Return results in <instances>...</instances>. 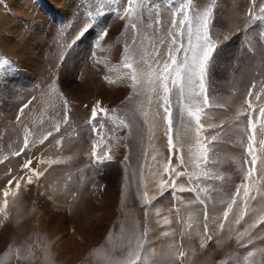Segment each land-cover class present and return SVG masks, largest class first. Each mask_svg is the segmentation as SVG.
Segmentation results:
<instances>
[{
	"label": "rangeland",
	"instance_id": "rangeland-1",
	"mask_svg": "<svg viewBox=\"0 0 264 264\" xmlns=\"http://www.w3.org/2000/svg\"><path fill=\"white\" fill-rule=\"evenodd\" d=\"M10 1L0 0V138L6 136L9 123L18 121L20 125L0 152L4 182L0 181V264H127L138 238L143 250L159 242L155 238L162 220L167 224L163 247L152 258L143 257L142 250L144 264H192L195 257L206 255L208 247H200L205 240V210L209 235L210 226L218 225L213 213L226 210L250 167L246 161L250 160L247 144L252 133L249 116L241 112H250L256 125L257 187L264 186V152L259 146L264 139V118L259 116L264 106V19L259 18L264 17L260 11L264 0H191L187 11L194 29L197 18L212 10L209 33L217 47L208 66L210 106L201 114L200 138L195 122L186 113L181 116L173 95L176 148L171 165L185 173L176 177L175 188L170 184L173 174L163 172L170 155L167 125L156 116L162 109L149 79L157 63L166 60L172 40L180 39L176 32L183 17L176 13L188 0H136L135 11L128 16L124 15L128 0H61L59 7L46 0H17L9 6ZM83 21H91L95 28L88 30L90 26L84 24L77 29L76 24ZM104 32L108 35L100 39ZM54 35L57 44L50 41ZM39 55H45L44 59ZM126 59L132 69L125 68ZM133 69L141 78L135 90ZM250 89L261 99L249 97ZM28 96V102L20 106ZM249 99L254 111L248 109ZM25 104L27 108H23ZM97 104L107 115L98 110L92 120L91 109ZM76 112L83 115L76 118ZM120 120L130 127L118 126ZM221 124L223 127H211ZM72 125L74 131L69 128L68 132ZM27 135L33 137L30 147L24 145ZM213 136L215 140H211ZM66 139L80 141L75 151L64 148ZM201 143L209 149L207 160L200 158ZM93 145L97 157L107 154L112 159L98 162L91 156ZM40 148L32 156L31 167L43 175L39 180L33 177L29 184V172L23 167L29 158L24 154L27 149ZM13 159L19 163L15 167L7 164ZM5 163L15 170H7ZM51 170H60L59 179ZM14 177L19 189L12 185ZM72 181L79 186L84 183L85 190L68 192ZM5 191L15 197L19 194L20 214L28 212L25 221L17 219L19 207L16 209L15 200H8L10 194L4 197ZM252 194L256 199L249 202V214L240 225H235V218L243 204L237 198L238 204L225 221L227 239L215 264H227L233 250L239 254L238 264H244L249 251L256 253L253 264H264V253L258 251L264 248L260 238L264 225L253 231V242L243 246L236 241L237 232L229 231V222L242 231L251 219L264 215V196L255 189ZM170 223L181 224V231L171 229ZM193 264L203 263L197 258Z\"/></svg>",
	"mask_w": 264,
	"mask_h": 264
},
{
	"label": "snow or ice",
	"instance_id": "snow-or-ice-1",
	"mask_svg": "<svg viewBox=\"0 0 264 264\" xmlns=\"http://www.w3.org/2000/svg\"><path fill=\"white\" fill-rule=\"evenodd\" d=\"M136 3V0H128V9L125 12V16L130 15L135 11L133 5ZM191 5V0L184 5H181L178 13L176 15H182V19L179 20V25L177 27V22L173 20V26L177 27L176 36L180 37V39L174 38L172 40V44L168 49L167 58L161 63H157V68L154 70L152 76L149 79V83L153 85L152 91L157 92L159 96V105L158 108L162 109V113L157 111L156 116L162 119L167 125V145L169 149V160L167 166L163 168L164 173H172V179L170 180V184L173 188L176 187V177L185 175L183 171H177V168L172 167L171 165V153L173 149L176 148V145L173 143V95H176L177 103L180 107L181 116L184 113L190 117L196 125L197 137L200 138V132L203 128L201 124V114L205 107H209V98L207 95L206 88V77L208 73V66L210 59L217 47V41L213 39V37L209 33V26L211 24V15L212 10L209 8L206 10L202 16L197 18V25L195 29L193 28V22L189 17L187 9ZM260 11L264 13V7L260 8ZM260 19H264V17H259ZM185 25L187 27L185 28ZM135 27V25H133ZM87 31V29H85ZM108 33L104 32L100 39H103L107 36ZM186 37V43L185 38ZM127 51V50H126ZM125 67L132 69L133 66L128 60H125ZM140 74L137 70L133 69L131 73L132 87L135 90L137 84L140 83ZM256 87L255 84L252 86ZM261 93H264V82L261 84ZM255 95L256 100L261 99L260 94H254L250 89L248 91V96L252 97ZM248 105V109L254 111V105L252 101L249 99L246 101ZM28 105L25 104L23 108H27ZM23 108L21 112H23ZM98 110L107 115V110L100 108L99 104L91 109V118L95 120L97 118ZM240 115H248V125L251 130V135L248 137L247 144V153L250 157V160L246 161V163L250 164V167L247 169L246 174L244 176V183H241L235 190V195L231 197V200L227 203L226 210L223 211V219L228 221V217L230 213H233V206L238 204V197L241 198V203L243 204L242 208H239L238 213L235 218V225H240L242 221L245 220V216L249 214V202L251 200L256 199V195H253V190L264 196V186L257 187L259 181L256 179L257 177V161L259 157L257 156V137H256V125L254 120L251 118V113L248 111L241 112ZM259 116L264 118V106H261L259 109ZM67 117H65V120ZM123 128H129L130 125L126 123L124 120L119 121V125ZM211 127H223V125H212ZM262 131H264V124H262ZM59 131V128H57ZM52 133L49 132L48 136H51ZM44 139H47L45 137ZM216 137H211V140H215ZM41 143L44 141L41 140ZM25 147L28 146V140L25 138L24 141ZM260 150L264 152V139L259 141ZM208 147L201 143L200 144V158L202 160H207ZM91 156L93 158H97L98 162L103 163L104 159L111 160L112 157L105 154L104 157H97L96 145H93V150L91 152ZM127 160V157H125ZM185 161L183 158H180V165L183 166ZM261 164H264V160H261ZM32 160H27L23 167L28 170L29 176L27 177V182L31 184L33 182L32 178L35 177L37 180L43 175L41 172H37L32 169ZM199 167V164L196 165ZM262 174H264V169L261 170ZM16 188L19 189L20 184L16 183ZM161 189L164 187V183L160 184ZM185 189L183 187L180 188V191L183 192ZM4 197L9 195L8 191L3 193ZM7 202L5 201V204ZM205 224H204V232H205V240H211L213 237L207 235L208 233V214L207 210H205ZM260 225H264V215L259 216V218H253L251 222H247V226L243 228L242 231L235 229L231 226V222H229V231L237 232L236 241L242 246L245 243L253 242V231L257 229ZM220 230L225 228L224 223H219L218 225ZM147 228H145L144 235L147 236ZM247 238V240H245ZM264 239V237H260ZM205 240H201L200 247L204 248L206 246ZM143 243L140 238L137 239L136 248L128 253L129 259L127 264H144L141 251L143 250ZM259 252L264 253V248L258 249ZM185 255L184 252H180L179 256L183 257ZM256 255L255 252L249 251L247 255L244 257V264H253L251 258Z\"/></svg>",
	"mask_w": 264,
	"mask_h": 264
},
{
	"label": "bare ground",
	"instance_id": "bare-ground-1",
	"mask_svg": "<svg viewBox=\"0 0 264 264\" xmlns=\"http://www.w3.org/2000/svg\"><path fill=\"white\" fill-rule=\"evenodd\" d=\"M16 1L17 0H13V1H10V3H9V6H12V5H14L15 3H16ZM46 1H48L49 3H51V4H54V5H56L57 7H59L60 5H61V0H46ZM78 3V2H77ZM75 5V4H74ZM81 7V6H80ZM69 8L71 9V10H73L72 8V5L71 6H69ZM74 11V10H73ZM61 12V11H60ZM63 12V11H62ZM79 12V11H78ZM239 13H240V10H239ZM239 13H237L238 14V16L240 17V14ZM40 14V13H39ZM237 14H234V15H237ZM82 15V14H81ZM90 15V14H89ZM64 16V15H63ZM83 16V15H82ZM242 16V15H241ZM58 17V16H57ZM76 17H78V18H80L79 17V15H76ZM63 18V17H62ZM68 18V17H67ZM88 18V17H87ZM89 19V18H88ZM236 19V18H235ZM78 20V19H77ZM87 20V19H86ZM90 20V19H89ZM243 20V19H242ZM240 21V20H239ZM38 23H39V21H37ZM41 22V21H40ZM91 22V21H90ZM90 22H88V21H83V22H78L77 24H76V28L78 29L80 26H82V25H84V24H87V25H89L90 27L89 28H87L88 30H91L92 28H93V26L95 25V24H91ZM236 22V21H235ZM238 22V21H237ZM42 23V22H41ZM48 23V22H47ZM61 23V22H60ZM81 23V24H80ZM59 24V23H58ZM80 24V25H79ZM91 24V25H90ZM39 25H42V24H40L39 23ZM38 25V29L41 27V26H39ZM37 26V25H36ZM43 26V25H42ZM78 26V27H77ZM54 28V27H53ZM94 28H95V26H94ZM41 29L42 28H40V31H41ZM31 30V29H30ZM29 30V31H30ZM33 30V29H32ZM43 30V29H42ZM36 31V30H35ZM44 31V30H43ZM32 32H34V31H32ZM39 32V31H38ZM42 32V31H41ZM55 32V31H54ZM40 33V32H39ZM38 33V34H39ZM30 34V33H29ZM55 34V33H54ZM31 36H33L32 35V33H31ZM35 37V36H34ZM59 37V36H58ZM32 38V37H31ZM36 39V38H35ZM35 39H33L32 38V40H35ZM40 39V38H39ZM51 40V42H52V44H57V37H55V35L52 37V38H50ZM67 40V39H66ZM47 41V40H46ZM70 42V41H69ZM82 42H85L84 40L82 41ZM43 44V43H42ZM39 58H42V59H44V57H45V55L43 56V55H39L38 56ZM242 81V80H241ZM30 96H28V97H26V98H24L23 99V101H21V102H19L20 103V106L23 104V103H26L25 101H27L28 99L27 98H29ZM34 100V99H33ZM28 102V101H27ZM33 102V101H32ZM131 103V102H130ZM33 104H34V102H33ZM13 109V108H12ZM14 109H16V107H15V105H14ZM14 109H13V111H14ZM33 109V108H32ZM15 112V111H14ZM14 114V113H13ZM83 115V113H79V112H76L75 113V117L76 118H79V117H81ZM28 117H30V116H28ZM73 117V116H72ZM71 119V118H70ZM74 119V118H73ZM71 122V121H70ZM69 122V123H70ZM71 123H73V122H71ZM19 125H20V122H18V121H15L14 122V124L12 125H8L7 127H8V132H9V134L11 135V138L13 137V136H15V130H19L18 128H19ZM68 127V126H67ZM69 128H70V130L72 129H74V126L72 125V127L71 126H69L67 129H68V132H69ZM66 129V130H67ZM71 130V131H72ZM76 130V129H75ZM74 131V130H73ZM185 131V130H184ZM66 132V131H65ZM65 132H64V134H65ZM61 134H63V133H61ZM29 135H31V134H29ZM29 135H27V137H28V146L30 147V142H31V140H32V136H29ZM60 136V135H59ZM55 138H57V137H55ZM55 138H54V140H55ZM18 140V139H17ZM53 140V139H52ZM80 140H83L82 139V137H81V139ZM184 140V139H183ZM79 143H80V141H77V142H72L70 139H66L65 140V142H64V148L65 149H73L72 151H75L76 150V148L78 147V145H79ZM49 144V143H48ZM27 146V147H28ZM80 147H81V144H80ZM79 147V148H80ZM78 148V149H79ZM28 150L29 149H27V151L25 152V154H24V157L26 156V158L28 157L29 159L28 160H32L34 157H32L33 155H36V154H38L42 149L40 148V149H37V150H35V151H32V152H28ZM30 151V150H29ZM83 152V151H82ZM185 153V152H184ZM51 154H53V153H50L49 155H51ZM55 154H56V152H55ZM75 154H77V153H75ZM40 155H43V151H42V153H40ZM55 156V155H54ZM24 157H22V158H24ZM36 157V156H35ZM85 159V158H84ZM93 160V159H92ZM26 161V160H25ZM20 162V161H19ZM33 163L34 164H37L38 163V161H35V160H33ZM7 164H9V165H11V166H14L15 167V165H18L19 163H18V161L17 160H15V159H13V160H11L9 163H7ZM69 165V164H68ZM3 166H8V165H6V163H5V165L3 164ZM2 167V166H1ZM0 167V168H1ZM22 167V166H21ZM3 168V167H2ZM1 168V169H2ZM11 169V168H13V167H10V166H8V168H7V170L8 169ZM75 168V167H74ZM0 169V171H1V173H2V171L3 170H1ZM6 169V168H5ZM14 170H15V168H13ZM54 169V168H53ZM12 170V169H11ZM26 170V169H25ZM21 171H22V169H21ZM20 171V172H21ZM52 171V170H51ZM50 171V172H51ZM5 172H6V170H5ZM23 172V174H24V171H22ZM49 172V173H50ZM82 172V171H81ZM10 173V172H9ZM9 173H8V175H9ZM60 170H53L50 174H52V175H55L54 177H56V176H60ZM12 174V173H11ZM22 174V175H23ZM25 174H28V173H25ZM3 175V174H2ZM2 175L0 176V181H1V178H2ZM5 175V174H4ZM21 175V174H20ZM47 175H48V173H47ZM14 176H16L15 174H14ZM26 176V175H25ZM64 176V175H63ZM7 177V176H6ZM10 177V176H9ZM9 177H8V180H9ZM21 177V176H20ZM62 177V176H61ZM3 178H5L4 176H3ZM24 178V177H23ZM49 178V177H48ZM56 178H58L59 179V177H56ZM7 179V178H6ZM13 179V178H12ZM12 179H11V181H12ZM26 179V178H25ZM3 180V179H2ZM6 181V180H5ZM10 181V180H9ZM57 181V180H56ZM60 181V180H59ZM63 181V180H62ZM75 181V180H74ZM74 181H72L70 184H72L74 187H75V189H74V187L73 186H67L68 187V189H67V191L69 192L70 190L72 191V193H73V191L74 190H76V193L78 194L79 193V191H81V190H85L84 188H83V186L82 185H84V183L82 184V185H77ZM2 182V181H1ZM2 183H4V182H2ZM48 183V182H47ZM12 185L14 186V185H16V182H15V177H14V180H13V182H12ZM54 184H52V186H53ZM56 185V184H55ZM62 185H63V183H62ZM152 185V184H151ZM0 186H1V184H0ZM46 186V185H45ZM59 186V185H58ZM2 188V187H1ZM56 188H57V186H56ZM59 188V187H58ZM9 189V188H8ZM26 189V188H25ZM13 190V189H12ZM28 190V189H27ZM27 190H26V194H27ZM9 191H11V190H9ZM20 191V190H19ZM11 193V192H10ZM9 193V194H10ZM91 193V192H90ZM89 193V194H90ZM92 194V193H91ZM17 196H19V194L18 195H16V197ZM16 197L15 196H13V194H10V197H9V199L8 200H10V202H11V200H15V202L17 201V199H16ZM20 197V196H19ZM25 197V196H24ZM60 198V197H59ZM200 198V197H199ZM6 199V198H5ZM19 199V198H18ZM61 199V198H60ZM63 199H66V197H64ZM215 199V198H214ZM4 200V199H3ZM27 200V199H26ZM26 200H23V201H26ZM31 200V199H30ZM208 200H210V199H208ZM6 201V200H5ZM4 201V202H5ZM207 201V200H206ZM27 202V201H26ZM82 202V201H81ZM213 202V201H212ZM150 203V202H149ZM15 204V206H16V209H18V207H19V209H18V213H17V215H18V217H17V219L18 220H20V221H25V217H26V215L28 214V212L27 211H25V212H23V215H21L20 214V212H21V207L20 206H22L21 205V203L20 204H17V202L16 203H14ZM76 203L75 202H73L72 203V205L74 206ZM1 207V206H0ZM214 207V206H213ZM219 208V207H218ZM14 210V209H13ZM24 210V209H23ZM214 209H211V211H213ZM164 212H166V210L164 211ZM168 212V211H167ZM84 217V215H83V213H81V217ZM151 216V215H150ZM161 216H162V218H163V215L161 214ZM42 217V216H41ZM152 217V216H151ZM158 217V216H157ZM213 217L216 219V221H217V224L219 225V223H224L225 225H226V223H225V220L223 219V215L221 214L220 215V210H217V211H215L214 213H213ZM11 219V218H10ZM164 219V218H163ZM252 220V219H251ZM28 221V220H27ZM157 221V220H156ZM5 223V222H4ZM3 223V224H4ZM25 223V222H24ZM7 224H8V220H7ZM15 225V223L10 227V228H12L13 226ZM9 226V225H8ZM18 226H20V225H18ZM166 226H167V224L165 223V221L164 220H162L161 221V223H160V225L158 226V230H157V233H159V235H158V237L157 238H155L156 240L158 239L159 240V242L157 243V244H155V245H153V247H151V248H148V249H145V250H143V252H142V256L143 257H148V258H152V256L154 255V254H157L158 253V251L159 250H161L162 249V247H163V243H164V237H165V230H166ZM170 227H171V229H177L178 231H181V228H182V226H181V224H172V223H170ZM20 228V227H19ZM26 228V227H25ZM156 228V227H155ZM162 234H163V236L164 237H162ZM156 236V235H155ZM23 237V236H22ZM27 237V236H26ZM233 262V260L232 259H229V261H228V263H232Z\"/></svg>",
	"mask_w": 264,
	"mask_h": 264
},
{
	"label": "crops",
	"instance_id": "crops-1",
	"mask_svg": "<svg viewBox=\"0 0 264 264\" xmlns=\"http://www.w3.org/2000/svg\"><path fill=\"white\" fill-rule=\"evenodd\" d=\"M1 96L2 95L0 93V97ZM8 120L12 121L11 118H9ZM8 120H7V124H8ZM11 124L13 125L14 122L9 123L8 125H11ZM5 135L6 136L0 138L1 139L0 140V152H4L5 148L9 144L7 138H11V135L8 132V128L6 129ZM29 150H28V152H32L31 149H29ZM44 150L47 151L46 149H44ZM46 153L50 154L49 151H47ZM221 214H223V212L220 211V215ZM209 235L212 236L213 238L205 243L206 244L205 247H208L207 254L203 255V256L195 257L193 259L192 264L196 262L197 258L198 259L200 258V260L202 261L203 264H206V262L208 264H215V261H217V259L221 256V251L224 250V245H225L224 243L227 239L226 225H225V228L223 230H220L218 225H211L210 229H209ZM238 255L239 254L236 252V250H233V254L228 257V261H229V259H232L233 262L228 263V261H227V264H238V260L236 259V257ZM205 259H206V261H205Z\"/></svg>",
	"mask_w": 264,
	"mask_h": 264
}]
</instances>
